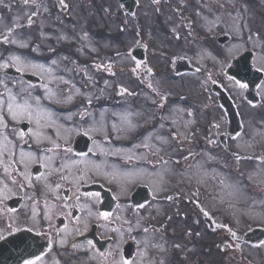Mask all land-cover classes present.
I'll use <instances>...</instances> for the list:
<instances>
[{"label":"flooded vegetation","instance_id":"obj_1","mask_svg":"<svg viewBox=\"0 0 264 264\" xmlns=\"http://www.w3.org/2000/svg\"><path fill=\"white\" fill-rule=\"evenodd\" d=\"M137 1L138 8L149 3L158 10L163 5L168 9L176 5L186 10L188 5V0ZM7 2L14 8L26 9L24 37L29 58L39 63L42 74V81L36 86L44 85L45 91L70 87L72 93H77L80 87H89L94 96L91 95V100L103 103L107 100L105 90L114 70L150 74L152 69L153 83L160 89L173 87L178 76L183 75L176 74L177 58L191 62L190 35L181 38L172 33L185 31L177 18H161L158 14L159 25L153 28L163 34L155 44L158 51L139 61L127 51L129 20H135L138 27L144 19L137 13L138 8L129 16L117 0H63V3L61 0H28V3L0 0V6ZM113 7H119V11H114L115 21ZM140 29L136 43L141 42ZM211 41L214 48L219 45L216 39ZM190 74L204 81L205 88L201 101L187 108L188 124L207 123L210 129L205 126V129L190 130L184 137L171 133L167 139L156 140L154 147L143 149L145 160L140 164L150 166L157 177L161 169L166 170L170 184L158 193L162 197H151L148 203L137 208L124 197L106 199L102 197V190H96L94 165L99 154L91 149L92 145L86 154L76 152L79 147L76 138L81 134L90 135L86 129L90 124L82 119L73 124L78 129L60 130L72 123L70 117L54 114L49 108V104L60 102L55 94H39L40 114H28L26 120L18 123L7 121L8 145L2 149L9 154L2 158L0 186L10 192L6 197H20L21 202L18 208L1 204L0 218L8 236L27 233L34 244L44 249L39 259L35 257L31 261L35 264L127 261L129 264L132 260L125 259V247L133 243L137 255L142 237L151 230L150 250L141 253L151 257L152 264H227L228 260L239 264L240 236L228 227L218 204L215 209H208V197L202 192L206 180L201 171L194 170L207 164V151L219 154L221 163L230 162L232 143L229 138L225 144L221 143L226 117L212 84L219 83L227 89L237 106H240L239 94L224 69ZM182 86L187 89L184 83ZM243 89L245 92L246 88ZM28 92L29 89L27 95ZM24 121H27V130L20 128ZM98 138L100 148L106 149L108 143L102 136ZM177 138H183L185 145L176 146ZM89 140L94 142L92 138ZM245 144L251 151L255 150L254 141ZM259 160L262 162L264 158ZM171 190L176 191V196L167 198ZM149 204L152 209L147 219L143 208ZM104 213H108L107 219Z\"/></svg>","mask_w":264,"mask_h":264},{"label":"rangeland","instance_id":"obj_2","mask_svg":"<svg viewBox=\"0 0 264 264\" xmlns=\"http://www.w3.org/2000/svg\"><path fill=\"white\" fill-rule=\"evenodd\" d=\"M192 1L197 2L202 7L201 11L197 8V6L191 7V14L196 15V20L195 22H193V24L196 25L199 31L202 28H204L203 26L206 25L207 17L211 18L213 16L214 23L217 24L216 26L222 27L225 31L231 34L232 30H235L233 28L234 20H238V22H236V27H237L236 30L239 31V35L233 36L234 40L230 41L225 46H222V48H220L219 50L220 61L222 62L224 66L227 65L230 57H234L236 55L241 54L245 49H252L255 52V59H254L255 65L262 69L264 68V0H192ZM111 9H112L113 21H115L114 18L116 15H114V8H111ZM6 10H8V12L10 13L11 8L9 9L8 7ZM143 12L145 15L147 14V17L144 18L145 21H144L143 28H142V30L144 31V34L146 35L148 34L149 29H152L155 26L159 25V21L154 19L156 15H153V13L150 10L146 11L145 9ZM165 12H169V10H165ZM8 14H5V15H8ZM151 18L153 19V22ZM10 26H11L10 23L6 25L4 20L0 21V31L1 32L3 31L5 32L6 30L9 29ZM112 33H114V30L112 31ZM6 35L8 37H11L10 33ZM162 36L163 34H160V37ZM1 37H3V35ZM156 39H157V36L153 38V41L155 42ZM154 42L152 43L153 45H154ZM23 43H24L23 39H19L18 37L16 38L13 37L6 41L5 43L6 45L0 44V67L4 66L5 64H9V63L13 65L15 64L20 67H24L28 65L25 62L27 61V58L25 59L24 57L21 58L20 55L16 53L17 51L15 49V48H18V49L23 48V45H22ZM156 43L157 42H155V44ZM207 46H209L212 49L215 47L212 45L210 40H207ZM151 50H152V47H150V51ZM191 51L193 54L201 53L203 57L210 55L208 49L204 48L202 44L195 38H192ZM184 81H193V80L186 79ZM236 87L238 89L240 88L238 86ZM134 88H135L134 85H132L131 89H134ZM260 88L262 91V103L260 105H257L256 107L249 108V109L247 108L244 111L245 112L244 133L238 137L237 142L239 143V145L246 143L247 139L252 135L256 140L257 147L264 146V83H263V86ZM171 89L173 93L174 91L179 90L177 84H175ZM67 91L69 90L67 89ZM130 94L133 95V93H130ZM130 94L129 96H131ZM175 94H178V92ZM153 99H151V97L149 98L148 95H146L145 93H143L141 96H138L137 99H124L122 103H125L128 107H126V105L125 107L124 105H121V107L117 111H115L114 116L112 117L111 125L107 129L106 138L116 137L120 135L121 133H124L125 130H127V134L129 136L131 133L136 131L138 128H141L142 126L147 127V124L154 125V123H157L156 124L157 127H155L156 129H159L160 127H162L163 124L161 122L154 121L153 111H151V108H147L148 103L153 102ZM138 105H140L139 109H137ZM171 112L172 114H177V113L184 114L185 110L184 108L177 106L175 110H172ZM181 124H183V120H182V123H179V126H181ZM151 128H154V127H151ZM127 139H129V137ZM149 140H153V137H151ZM112 150L115 154H118V155L120 151H123L124 152L123 154L120 153L123 158L124 156H127L128 158L135 157L138 160L141 159V157H137V152L133 151L132 149H127L125 151V150H120L119 148L118 149L113 148ZM255 155L257 156V154ZM129 164H133V163L129 162ZM231 167L233 166L228 165L226 167L227 170L225 171V173L227 172L229 173V175H231L229 171ZM241 168L243 169L245 173L250 172V169H251L250 165L248 164H245V167H241ZM119 169H120V166L119 167L113 166V169L111 170L112 172L111 175L115 178L112 179V182L115 183L116 187L119 188V190L122 192L121 194L122 197H125L126 192L132 188L131 186L135 183V181H137L140 178V176L144 175L145 171L136 165L135 167L127 168L126 169L127 171H124V172ZM254 170H255L254 173L258 174L259 172H262L264 168L258 164H255ZM212 171L213 170L208 165L207 172H206L207 185L209 184V186L216 187V191L213 190L214 192H212V197H226L224 196L225 195L224 192L226 193L228 191L230 194L229 197H232V195L233 197H235L237 195L240 200L239 205H237L238 206V212H237L238 222L240 224H243L241 222L243 219L250 221L249 216L245 217V215L247 214L244 213V210L246 209L248 205V202L244 201L245 199L244 197H247L245 194H247L246 188L248 187L249 184L246 181H244L241 178V176H240V180H235L234 178L231 182L229 177L228 178L223 177L222 173L219 172L218 175L216 174L217 177L223 178L226 181V187L221 188L219 185L215 183V181H211L209 174H211ZM211 182H213L214 185ZM234 182H239V184H237L238 189H235L236 184H234ZM260 182L263 183L262 180ZM167 183L170 184L169 181H167ZM149 184L152 186L153 189L156 190L160 188L163 183L160 178H156V180L152 181ZM208 197H210V195ZM261 205L262 204H260V206ZM146 236H150V235H146ZM263 254H264V251H263ZM137 261L139 262L140 259H137L136 262ZM150 262H148V264H151Z\"/></svg>","mask_w":264,"mask_h":264},{"label":"water","instance_id":"obj_3","mask_svg":"<svg viewBox=\"0 0 264 264\" xmlns=\"http://www.w3.org/2000/svg\"><path fill=\"white\" fill-rule=\"evenodd\" d=\"M248 60H249V54H247L244 57V59L241 60L240 71L237 73V77L241 80H243L242 77H245V79H247V77L250 76L249 67H248ZM259 79H260V77L258 76L256 78V80H259ZM221 100H222V103L224 104V106L228 107L227 111L229 112L230 121H231L233 130H234L232 132H233V134H235L240 130V128H238L237 117H236L234 111L231 108H229L228 101L224 97H222ZM9 249L10 248L8 247V245H3L0 247V264H10L12 262V259L10 257H8V255H7V251H9Z\"/></svg>","mask_w":264,"mask_h":264},{"label":"snow or ice","instance_id":"obj_4","mask_svg":"<svg viewBox=\"0 0 264 264\" xmlns=\"http://www.w3.org/2000/svg\"><path fill=\"white\" fill-rule=\"evenodd\" d=\"M24 2H25V3H28V0H24ZM61 3H63V0H61ZM239 87H240V88H246L247 85L241 83V84H239ZM9 194H10L9 191H3V192H0V198L6 197V196L9 195ZM103 216H104L105 219H107V217H108V213H104ZM233 235H234V234H233ZM0 238H2V237H0ZM38 259H39V257H38ZM27 264H35V262L29 260V261H27ZM122 264H127V261H123Z\"/></svg>","mask_w":264,"mask_h":264},{"label":"bare ground","instance_id":"obj_5","mask_svg":"<svg viewBox=\"0 0 264 264\" xmlns=\"http://www.w3.org/2000/svg\"><path fill=\"white\" fill-rule=\"evenodd\" d=\"M208 19H209L210 22H212V23L214 22V17L213 16L211 18L208 17Z\"/></svg>","mask_w":264,"mask_h":264}]
</instances>
